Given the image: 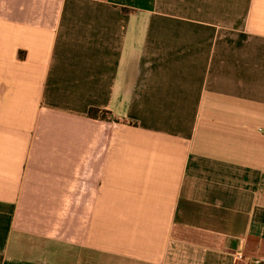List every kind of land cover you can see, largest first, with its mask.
<instances>
[{
	"label": "crops",
	"instance_id": "crops-1",
	"mask_svg": "<svg viewBox=\"0 0 264 264\" xmlns=\"http://www.w3.org/2000/svg\"><path fill=\"white\" fill-rule=\"evenodd\" d=\"M260 257L264 0H0V264Z\"/></svg>",
	"mask_w": 264,
	"mask_h": 264
},
{
	"label": "trees",
	"instance_id": "trees-1",
	"mask_svg": "<svg viewBox=\"0 0 264 264\" xmlns=\"http://www.w3.org/2000/svg\"><path fill=\"white\" fill-rule=\"evenodd\" d=\"M88 117L91 119H99L102 121H108V113L104 111L90 109L88 111Z\"/></svg>",
	"mask_w": 264,
	"mask_h": 264
},
{
	"label": "built area",
	"instance_id": "built-area-1",
	"mask_svg": "<svg viewBox=\"0 0 264 264\" xmlns=\"http://www.w3.org/2000/svg\"><path fill=\"white\" fill-rule=\"evenodd\" d=\"M247 264H264V257L252 259Z\"/></svg>",
	"mask_w": 264,
	"mask_h": 264
}]
</instances>
